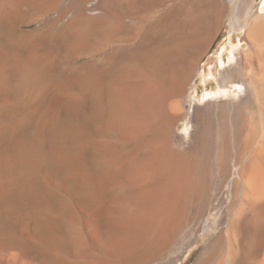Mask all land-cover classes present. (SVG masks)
I'll use <instances>...</instances> for the list:
<instances>
[{"label": "bare ground", "instance_id": "bare-ground-1", "mask_svg": "<svg viewBox=\"0 0 264 264\" xmlns=\"http://www.w3.org/2000/svg\"><path fill=\"white\" fill-rule=\"evenodd\" d=\"M61 1L0 0V264H145L148 251L200 191H193L202 174V168L196 174L197 155L181 157L169 134L181 115L194 56L209 45L220 14L208 22L194 18L202 28L188 30L181 46L177 33L169 32L166 46L158 31L173 24L183 6L100 0L96 12L74 0L63 28L79 34L73 54H100L88 67L82 64L85 69L75 66V77L63 70L67 55L58 58L62 54L42 47L58 37L56 28L46 26L50 30L35 42L31 32H17L19 22L37 21ZM31 2L36 7L19 17ZM259 11L240 29L264 52V0ZM129 14L138 16L125 21ZM219 64L223 68L222 59ZM226 72L214 96L225 100L205 103V111L216 119L226 107L230 130L217 131V140L226 152L233 143L245 192L242 218L230 226L247 227L250 235L245 246L239 242L234 261L254 253L252 264H264V75L257 80ZM250 95L260 106L258 116L246 111ZM190 122L188 136L195 127ZM211 254L200 264H210Z\"/></svg>", "mask_w": 264, "mask_h": 264}, {"label": "rangeland", "instance_id": "rangeland-1", "mask_svg": "<svg viewBox=\"0 0 264 264\" xmlns=\"http://www.w3.org/2000/svg\"><path fill=\"white\" fill-rule=\"evenodd\" d=\"M75 1L62 0L60 5L47 14V16H43L39 18V20L31 23L28 20H22L18 23L17 29V32H31V37L34 38L33 41L35 42L39 38L38 35L43 33L42 31L48 27L50 29L53 27L56 28V33L59 31V34H57L58 37L55 34L53 36V39H55L53 41L55 43L52 41L51 44V39L50 43L47 42L43 44L42 47L46 49L47 46L46 50L55 51L52 52V54H62L57 55L58 58L60 56L66 57L65 55H67L69 61L67 60V57L63 59V61L67 60L66 62H63L64 65H66L63 70L74 72V76L76 73L73 70L75 69V66L76 69H82L84 68V65L85 67H88V65L92 64L96 59L98 60L100 58V54L93 52L94 50L91 49L90 52L92 53L90 55L85 54L87 51H81L84 52V54L74 55L73 49L78 44L79 34L76 32H65L66 36L64 34L63 28L68 24L71 17V13L67 14L70 12L67 8ZM99 1L100 0H80L88 10L93 9L96 12L101 11L98 3ZM158 1L162 3L164 1V3L169 5L174 4L180 7L183 6V8L179 7L181 12L177 15L173 24H171L172 26L165 24V30L161 29L158 31L163 32L159 34L162 35V39L159 35L158 38L161 40L157 38V41L159 40V43L162 45H165L166 43L163 42V40L167 41L166 46L168 45L171 38L169 32H176L177 34L174 35V38L178 41L176 44L181 46L187 37L188 30L191 31L196 28L200 30L202 28V26L198 24L200 22H195V20H193L198 16H204L207 20L206 22H208L211 20L212 16L220 14V25L218 24V30L213 34V37H211L209 45L196 54L199 56H194V63L196 66L194 65V68L192 67L191 75L193 76L191 77L192 79L190 78L188 81V84L185 87V93L180 99V105L182 108V111L180 110L181 115L177 121L178 123H175L169 134V141L172 144L173 149L181 157L184 156L183 158L191 159L193 157L192 155H194V157L197 155L194 159L196 164V174L198 176V173H200L199 170L202 168L201 171L203 175H200V180H195L197 182V187L195 183V190L193 189V191H200L198 193L196 191V193L190 198L191 200L189 199L190 201H187L188 203H186L183 208L184 211L179 214V218L172 221L169 232H166L161 240H159V242L148 251L144 262H146L145 264H200L207 255L212 253L211 255L213 259L211 258L212 260L210 261V264H252V257L255 255L254 253L250 254V257L244 262L238 263L237 261L236 263V260L234 261L235 257H240L241 255L242 247L239 242L245 246L249 240L248 237L250 233L248 232L249 229L247 227L241 226L245 232L244 233L241 229L234 231V228L230 226L233 225L232 221L235 222V220H241L240 218H242L240 217L242 216L241 214H243V212H241V209L243 208L242 198L245 192L244 189H242L243 187L238 181V175L236 174V154L234 145H232L233 143L231 142L229 151L226 149V152L223 149L222 144L217 140V131H221V134L222 132L224 134L225 131L230 130L229 115L227 113L225 114V106H222L224 111L219 113V115H216V119L214 116L206 112L205 109L207 103H223L222 100H225L224 98L220 99V97V100H218V98L214 97L215 93L220 90V84L218 82L221 78L220 72L227 69L228 72L226 73L237 76L240 75L245 79H251L255 75L256 78H254L257 80L264 75V58L262 54L264 52H262V49L256 44V42H253L247 37L246 32L241 31L242 29H240L241 26L249 22L254 15L260 12L259 8L263 0ZM33 4L34 2H31L29 8L25 5L24 7H21L22 9L20 8L18 11L19 17L27 15V13L30 12V9L36 7V2L34 5ZM220 9L222 11L218 13ZM86 13L89 12L87 11ZM128 16L126 17L127 19L124 18V20L133 22V18L138 15L129 14ZM156 16L157 14L155 17ZM185 18L188 19L186 20ZM152 21L153 20H151V22ZM234 23H236L237 26H234ZM190 24L192 27H190ZM189 27L190 29H188ZM61 34L62 36L64 34V37H62ZM232 53H234L235 57L229 60L230 57H232ZM72 56H75V59ZM220 59L223 60V68L221 67L222 65L219 64ZM236 68H238V70ZM97 71L96 69L91 70V72L94 73H92L93 77L89 76L92 80L95 79ZM70 73L67 75L73 76V73H71L72 75ZM228 74L226 75L228 76ZM76 75H79V73ZM84 78L87 77L85 76ZM85 81L91 80L85 79ZM246 111L254 114V116H258L259 114L260 106L253 95L248 97ZM194 116L196 119L195 122H190L191 118ZM189 122L195 126L189 131L191 132L189 133L190 136L184 133L186 124ZM93 124L94 119L93 122L90 121L88 125L89 127L91 126L90 128H93ZM216 125H218V128ZM193 134H197L195 138H193ZM224 151L225 153L223 154ZM201 157L202 160L200 159ZM203 165L205 166L203 167ZM195 194L197 195V198H193L195 197ZM255 230L258 231L257 229ZM170 232L173 233L171 234ZM167 237L170 240H168ZM207 251L208 253L206 255Z\"/></svg>", "mask_w": 264, "mask_h": 264}]
</instances>
